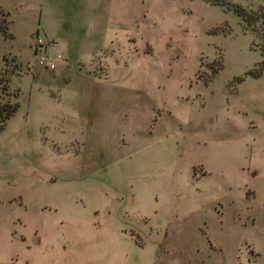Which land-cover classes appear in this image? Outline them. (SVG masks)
I'll return each instance as SVG.
<instances>
[{
    "label": "rangeland",
    "instance_id": "obj_1",
    "mask_svg": "<svg viewBox=\"0 0 264 264\" xmlns=\"http://www.w3.org/2000/svg\"><path fill=\"white\" fill-rule=\"evenodd\" d=\"M109 1L0 0V264H264V0Z\"/></svg>",
    "mask_w": 264,
    "mask_h": 264
},
{
    "label": "trees",
    "instance_id": "obj_2",
    "mask_svg": "<svg viewBox=\"0 0 264 264\" xmlns=\"http://www.w3.org/2000/svg\"><path fill=\"white\" fill-rule=\"evenodd\" d=\"M212 2H215L217 4L226 5L227 3L218 0H211ZM235 13L242 19L243 23L246 24V26L250 27L253 25L254 21L257 20H264V7L260 8L259 11L251 10L242 7L241 5H235L233 4V7H231ZM264 22V21H263ZM0 32L4 36L5 39H12L14 38L13 34L8 32V28L6 26H3L0 24ZM261 51L263 55L262 63L258 66L257 70H250L249 73H251L254 76H259L264 68V45L261 46ZM9 79L4 80V90L8 88ZM20 104L19 102H11L6 101L3 103H0V132L4 129L5 124L7 120L18 110Z\"/></svg>",
    "mask_w": 264,
    "mask_h": 264
},
{
    "label": "built area",
    "instance_id": "obj_3",
    "mask_svg": "<svg viewBox=\"0 0 264 264\" xmlns=\"http://www.w3.org/2000/svg\"><path fill=\"white\" fill-rule=\"evenodd\" d=\"M34 43V52L37 55L39 64L49 70H54L58 60L62 57L61 54L53 55L49 53V43L42 36L37 35Z\"/></svg>",
    "mask_w": 264,
    "mask_h": 264
},
{
    "label": "crops",
    "instance_id": "obj_4",
    "mask_svg": "<svg viewBox=\"0 0 264 264\" xmlns=\"http://www.w3.org/2000/svg\"><path fill=\"white\" fill-rule=\"evenodd\" d=\"M137 1H139V0H133V3L137 2ZM109 3H110V5L112 4L113 6H117V7L121 8V7H123V6L126 5V0H114V1H111L110 0ZM52 41H53V44H50L49 47L52 46L53 48H55V46L57 44L55 43V40L54 39H52Z\"/></svg>",
    "mask_w": 264,
    "mask_h": 264
}]
</instances>
